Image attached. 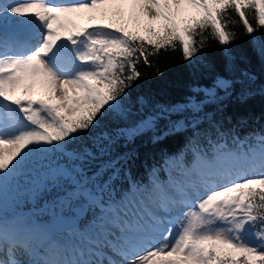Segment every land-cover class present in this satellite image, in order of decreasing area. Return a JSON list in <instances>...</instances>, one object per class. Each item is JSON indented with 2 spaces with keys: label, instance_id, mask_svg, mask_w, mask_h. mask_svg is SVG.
<instances>
[{
  "label": "snow or ice",
  "instance_id": "snow-or-ice-1",
  "mask_svg": "<svg viewBox=\"0 0 264 264\" xmlns=\"http://www.w3.org/2000/svg\"><path fill=\"white\" fill-rule=\"evenodd\" d=\"M126 3L0 0V264H264V131L232 133L230 146L216 128L211 152L197 145L190 161L165 157L167 180L153 168L148 184L120 191L115 165L103 159L114 137L97 135L105 121L130 115L129 90L139 65L154 66L150 56L178 44L191 63L206 31L230 45V13L251 37L264 29V0H131L136 30L122 23ZM258 55L264 60V46ZM55 154L66 162L53 165ZM26 175L31 198H49L31 214L7 215L6 194Z\"/></svg>",
  "mask_w": 264,
  "mask_h": 264
},
{
  "label": "trees",
  "instance_id": "trees-1",
  "mask_svg": "<svg viewBox=\"0 0 264 264\" xmlns=\"http://www.w3.org/2000/svg\"><path fill=\"white\" fill-rule=\"evenodd\" d=\"M230 15L235 21L228 28L235 33L230 45H220L206 31L207 41L193 62L184 60L177 44L175 51L170 48L167 52L161 51L158 57L150 56L153 67L139 65L143 75L129 90L130 115L123 120L110 118L97 132V135L104 132L114 137L111 150L103 159L115 165L119 179L112 183L117 191L127 189L130 182L148 184L153 168L158 170L161 180H167L168 172L162 170L165 157L183 154L182 158L190 161L191 150L197 145L198 150L211 152L208 140L218 139L216 128L229 133L230 146H233L232 133L243 139L250 133L264 131V60L258 55L259 48L264 46V29H257L250 37L239 17ZM246 15L255 28L253 12L248 10ZM122 23L125 24L124 14ZM248 76L253 79L248 80ZM217 79L228 80L232 86L227 91L217 90ZM210 91L216 93L215 97L206 95ZM194 105H199V111H192ZM146 120H152L154 126L141 130L133 138L118 135L120 130ZM193 123L198 137L194 135ZM174 126L183 130L173 132ZM51 162L54 165L66 161L55 154ZM30 178L27 175L20 178L11 214H31L43 208L49 198H31L27 191L31 187ZM90 218L86 216L84 221Z\"/></svg>",
  "mask_w": 264,
  "mask_h": 264
},
{
  "label": "rangeland",
  "instance_id": "rangeland-1",
  "mask_svg": "<svg viewBox=\"0 0 264 264\" xmlns=\"http://www.w3.org/2000/svg\"><path fill=\"white\" fill-rule=\"evenodd\" d=\"M120 10L122 11V13L124 14V17H125V24H124V26L128 27L129 30H136L137 22H136L135 20L131 19L132 14H133V12H134V9H133V6H132V3H131V0H128V3L124 4V5L121 7ZM110 16H111V15H110ZM17 19H19V18H17ZM99 22H100L99 20H97V21H93V23H99ZM104 22H107V21H104ZM139 23H140L141 28H143V26H145V25L147 24V21H146L145 19L141 18V20H140ZM80 24H81L82 26H87V24H88L87 19L80 21ZM156 26L158 27L159 25L157 24ZM5 30H6L7 32H12L14 29H13L12 26L7 25L6 28H5ZM141 34H144L143 31H141ZM38 98H39V97H38ZM11 192L14 193V191H9V192L6 194L5 213H6L7 215H9V214L7 213L6 209H8V210L11 211L10 208L6 207V203L8 202V200H9V199H12V198H11ZM65 239H67V238L65 237Z\"/></svg>",
  "mask_w": 264,
  "mask_h": 264
}]
</instances>
